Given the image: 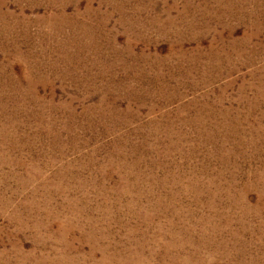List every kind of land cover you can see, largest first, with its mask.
<instances>
[{
    "label": "rangeland",
    "instance_id": "1",
    "mask_svg": "<svg viewBox=\"0 0 264 264\" xmlns=\"http://www.w3.org/2000/svg\"><path fill=\"white\" fill-rule=\"evenodd\" d=\"M0 264H264V0H0Z\"/></svg>",
    "mask_w": 264,
    "mask_h": 264
}]
</instances>
